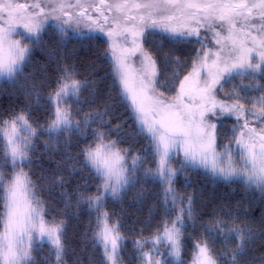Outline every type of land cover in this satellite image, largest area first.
<instances>
[{"label":"snow or ice","instance_id":"1","mask_svg":"<svg viewBox=\"0 0 264 264\" xmlns=\"http://www.w3.org/2000/svg\"><path fill=\"white\" fill-rule=\"evenodd\" d=\"M0 96V264H264V0H0Z\"/></svg>","mask_w":264,"mask_h":264},{"label":"trees","instance_id":"2","mask_svg":"<svg viewBox=\"0 0 264 264\" xmlns=\"http://www.w3.org/2000/svg\"><path fill=\"white\" fill-rule=\"evenodd\" d=\"M79 57L83 58L86 57L88 54L84 51L79 52ZM9 103L8 97L7 96H0V107H6ZM209 187H211V185H209ZM220 191H228L227 188H222L220 189ZM119 206H117L118 208ZM131 211V209H129ZM259 213H257L258 215ZM87 223V216H83L81 218V222L77 223L75 221L70 223V228H69V236L71 238H77V233H79L80 231H82L83 227L86 225ZM127 223V221H126ZM129 243V247L131 246V241L128 242Z\"/></svg>","mask_w":264,"mask_h":264}]
</instances>
